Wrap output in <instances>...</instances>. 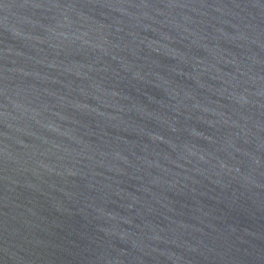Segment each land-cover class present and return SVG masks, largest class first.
<instances>
[{
	"label": "water",
	"instance_id": "95a60500",
	"mask_svg": "<svg viewBox=\"0 0 264 264\" xmlns=\"http://www.w3.org/2000/svg\"><path fill=\"white\" fill-rule=\"evenodd\" d=\"M0 264H264V0H0Z\"/></svg>",
	"mask_w": 264,
	"mask_h": 264
}]
</instances>
